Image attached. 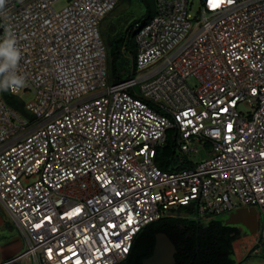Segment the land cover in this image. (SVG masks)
Returning <instances> with one entry per match:
<instances>
[{"label": "built area", "instance_id": "obj_1", "mask_svg": "<svg viewBox=\"0 0 264 264\" xmlns=\"http://www.w3.org/2000/svg\"><path fill=\"white\" fill-rule=\"evenodd\" d=\"M56 1L0 10L26 77L8 92L31 95L26 116L0 92V203L25 241L0 264H120L145 225L184 206L204 225L256 208L264 252V0H201L197 16L155 0L133 73L114 83L99 25L119 0ZM168 139L186 158L172 171Z\"/></svg>", "mask_w": 264, "mask_h": 264}, {"label": "trees", "instance_id": "obj_2", "mask_svg": "<svg viewBox=\"0 0 264 264\" xmlns=\"http://www.w3.org/2000/svg\"><path fill=\"white\" fill-rule=\"evenodd\" d=\"M144 1L146 2V0ZM154 11L155 3L154 10L148 17L146 15L131 21L122 34L110 43L107 54L111 55V62L110 66L107 63V68L112 83L125 79L116 63L121 58L122 52H126L129 40L133 41L135 52V26L148 21ZM0 92L7 105L23 115H28L24 110L22 99L11 95L8 91ZM169 145L168 139L167 145L161 150L166 151ZM173 157L170 161L166 160L161 164L162 169L169 171L175 169L172 163ZM170 166L172 168H169ZM222 219L223 217H217L204 225L191 208L186 206L179 208L176 215L164 217L145 225L136 235L130 254L120 264H142V261L153 253L158 233L167 235L175 246L174 264H241L242 262L238 263L234 258L233 243L241 237L243 232L237 226L225 224Z\"/></svg>", "mask_w": 264, "mask_h": 264}, {"label": "rangeland", "instance_id": "obj_3", "mask_svg": "<svg viewBox=\"0 0 264 264\" xmlns=\"http://www.w3.org/2000/svg\"><path fill=\"white\" fill-rule=\"evenodd\" d=\"M66 0H58L53 4V7L55 10L59 11L64 6L67 5ZM154 3L155 0H119L116 7L110 11L101 21L99 25V31L102 41L104 42L105 46L107 47V51L109 52V46L110 43L115 40L117 37H119L122 32L125 30V28L129 25V23L133 20H138L140 18H143V16L147 17L150 15V13L154 10ZM201 6V0H188V9L189 13L192 16H197L198 9ZM126 52H122L121 58L118 60L117 67L120 69L121 73L124 74V78L126 79L130 74L133 73L134 69V63H135V55H134V44L132 40H129V42L126 45ZM107 63L110 66L111 62V55L107 54ZM109 74V72H108ZM109 82L110 76L108 75ZM190 84L194 86L195 81L192 79L190 81ZM31 99V95H22V100L27 103ZM241 110L244 112L246 109L245 107H241ZM174 146L172 143H170L168 149L166 151H162L159 149L158 155H159V162H165L170 161L171 157L174 156L176 164L181 163L186 158L180 156L178 151L173 152ZM169 165H171L170 162H168ZM169 168H172L170 166ZM177 213V212H176ZM257 235V231L255 232ZM242 236V235H241ZM238 242L242 239L239 237ZM236 240V241H237ZM257 236L253 237V234L251 237H247L244 241L248 242V246L251 249L252 247L256 245L257 242ZM259 254V255H256ZM251 255V254H250ZM251 257H255L257 259L264 261V252H256L255 254H252ZM256 259V260H257ZM255 260V259H254ZM252 264V262H251Z\"/></svg>", "mask_w": 264, "mask_h": 264}, {"label": "crops", "instance_id": "obj_4", "mask_svg": "<svg viewBox=\"0 0 264 264\" xmlns=\"http://www.w3.org/2000/svg\"><path fill=\"white\" fill-rule=\"evenodd\" d=\"M244 231L245 230L243 229L242 232ZM252 234L253 233L242 235L240 238L243 242H238L237 240L233 243L234 258L238 263L242 262L241 264H251V262L252 264H264L263 260L259 261V259L251 257V255L256 252L253 251V247L251 249L249 248L248 242L244 241L248 236L251 237ZM255 236L257 235L253 234V237ZM24 248L25 241L20 229L10 216L7 209L0 203V262L18 255L24 250Z\"/></svg>", "mask_w": 264, "mask_h": 264}, {"label": "water", "instance_id": "obj_5", "mask_svg": "<svg viewBox=\"0 0 264 264\" xmlns=\"http://www.w3.org/2000/svg\"><path fill=\"white\" fill-rule=\"evenodd\" d=\"M259 212L256 208H239L228 214L222 221L227 225H233L243 228L242 235L257 231V217ZM250 217V218H249ZM253 218V219H251ZM175 246L164 233L156 235L153 253L142 261V264H174Z\"/></svg>", "mask_w": 264, "mask_h": 264}, {"label": "clouds", "instance_id": "obj_6", "mask_svg": "<svg viewBox=\"0 0 264 264\" xmlns=\"http://www.w3.org/2000/svg\"><path fill=\"white\" fill-rule=\"evenodd\" d=\"M6 0H0V10ZM22 50L18 46L15 32L6 29L0 38V91L17 93L26 86V77L18 73Z\"/></svg>", "mask_w": 264, "mask_h": 264}, {"label": "snow or ice", "instance_id": "obj_7", "mask_svg": "<svg viewBox=\"0 0 264 264\" xmlns=\"http://www.w3.org/2000/svg\"><path fill=\"white\" fill-rule=\"evenodd\" d=\"M232 2L233 0H214L215 6H219L220 4H223V3L231 4ZM76 211L78 212L79 209H77ZM36 227H39V225H36Z\"/></svg>", "mask_w": 264, "mask_h": 264}, {"label": "flooded vegetation", "instance_id": "obj_8", "mask_svg": "<svg viewBox=\"0 0 264 264\" xmlns=\"http://www.w3.org/2000/svg\"><path fill=\"white\" fill-rule=\"evenodd\" d=\"M225 217H226V216H225ZM225 217H224V218H225ZM239 228H241V227H239ZM241 230H243V228H241Z\"/></svg>", "mask_w": 264, "mask_h": 264}, {"label": "bare ground", "instance_id": "obj_9", "mask_svg": "<svg viewBox=\"0 0 264 264\" xmlns=\"http://www.w3.org/2000/svg\"><path fill=\"white\" fill-rule=\"evenodd\" d=\"M250 218V217H249ZM253 219V218H252Z\"/></svg>", "mask_w": 264, "mask_h": 264}]
</instances>
